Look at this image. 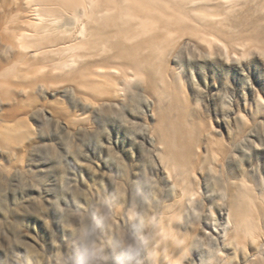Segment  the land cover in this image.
Here are the masks:
<instances>
[{
  "label": "rangeland",
  "instance_id": "obj_1",
  "mask_svg": "<svg viewBox=\"0 0 264 264\" xmlns=\"http://www.w3.org/2000/svg\"><path fill=\"white\" fill-rule=\"evenodd\" d=\"M230 8H216V23L202 24L198 36L179 32L164 60L151 62L150 81L135 79L110 98L88 96L80 79L59 75L21 95L12 75L0 77V264H86L89 242L103 251L88 264H157L154 233L195 225L203 249L187 264H264V239L214 257L206 237L221 241L215 225L226 222L230 183L264 202V0ZM4 10L0 0V16ZM13 61L29 77L22 84L44 65ZM168 125L193 142L194 158L159 143ZM167 153L191 165L196 193L182 202L161 163ZM169 205L179 215L161 223ZM142 238V254L126 255Z\"/></svg>",
  "mask_w": 264,
  "mask_h": 264
},
{
  "label": "bare ground",
  "instance_id": "obj_2",
  "mask_svg": "<svg viewBox=\"0 0 264 264\" xmlns=\"http://www.w3.org/2000/svg\"><path fill=\"white\" fill-rule=\"evenodd\" d=\"M1 1L5 10L0 16V57L4 54L6 59L0 58V77L12 75V89L22 95L36 83L51 81L49 77L59 75L71 83L80 79L78 89L101 99L117 95L120 87L135 79L150 81L151 62L164 60L174 36L186 30L198 36L202 24L216 23L214 10L225 8L229 14L234 0ZM15 56L40 58L44 65L39 68V78L22 84L29 77L15 72L13 62L19 63L13 61ZM158 134L162 146L168 148L172 144L183 156L194 158L193 142L184 132L168 125ZM2 138L12 141L15 136L5 134ZM206 143L211 146L209 139ZM170 158L164 157L161 163L178 189V202H182L196 193L191 165L180 167ZM207 162L205 153L202 163ZM228 187L226 222L221 228L215 225V235L221 241L216 244L212 235L202 232L214 257L221 256L220 250H228L230 245L238 248L250 243L257 248L264 239V202L258 203L241 183H230ZM176 207H167L161 223L178 217ZM197 230L198 225L185 232L173 226L170 235L164 229L160 234L155 232L149 242L151 263L187 264L188 254H199L203 249Z\"/></svg>",
  "mask_w": 264,
  "mask_h": 264
},
{
  "label": "clouds",
  "instance_id": "obj_3",
  "mask_svg": "<svg viewBox=\"0 0 264 264\" xmlns=\"http://www.w3.org/2000/svg\"><path fill=\"white\" fill-rule=\"evenodd\" d=\"M145 243L146 240L143 238L139 241L130 242L125 246L124 252L131 258L139 257L143 252L142 245ZM102 251L103 249L96 245L95 242H89L82 249V255L85 258L86 264H88L89 261L94 260ZM137 264H139V261H137Z\"/></svg>",
  "mask_w": 264,
  "mask_h": 264
}]
</instances>
